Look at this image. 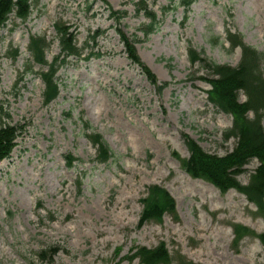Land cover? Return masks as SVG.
<instances>
[{
    "label": "rangeland",
    "instance_id": "1",
    "mask_svg": "<svg viewBox=\"0 0 264 264\" xmlns=\"http://www.w3.org/2000/svg\"><path fill=\"white\" fill-rule=\"evenodd\" d=\"M148 6L158 26L147 37L139 28L148 19L131 0H37L26 20L10 14L0 27V125L24 126L0 159V264H140L129 260L131 250L160 241L168 264H264L258 238L236 240L232 231L243 224L258 234L264 215L236 189L220 192L188 175L173 154L188 156L187 138L210 154L233 148V137L223 139L231 115L208 101L209 72L192 65L187 50L236 66L240 49L230 48L231 32L264 53V0H194L187 9L149 0ZM56 20L85 49L58 66L59 94L45 104L37 72L47 66L31 64L28 44L31 35H44V57L52 62L59 53ZM118 31L135 40L140 61L158 85L165 83L161 90L127 58ZM90 132L114 154L106 162L94 160L95 146L84 135ZM257 165L249 160L238 181L245 184ZM152 184L173 197L175 212L140 225V199ZM55 243L60 250L51 263L40 262L36 252Z\"/></svg>",
    "mask_w": 264,
    "mask_h": 264
},
{
    "label": "trees",
    "instance_id": "2",
    "mask_svg": "<svg viewBox=\"0 0 264 264\" xmlns=\"http://www.w3.org/2000/svg\"><path fill=\"white\" fill-rule=\"evenodd\" d=\"M136 13L142 12L148 19L139 30L143 36L147 37L158 26L155 12L149 8V0H131ZM152 2L155 0H151ZM172 7L181 6L187 9L194 0H168ZM37 0H0V27H2L10 14L25 20L32 5ZM57 34L59 53L52 62L45 60V51L49 46L45 36L31 35L29 37L28 52L31 55V62H36L41 66H47L46 71H39L38 75L43 82V102L48 104L59 93V86L55 78V71L58 66L66 61L69 56L81 58L83 46H78L74 33L69 26L61 20L53 23ZM101 32L97 31L90 37L92 40ZM119 38L124 46L127 58L137 65L158 90L164 87L165 83L158 85L154 75L140 61L136 53L134 41L118 31ZM227 39L230 48L240 46L241 57L236 66L227 64H217L210 62L198 51L188 48V58L192 65L198 64L209 72L210 77L205 78L210 88L207 90L208 100L219 109L232 116V123L223 133V139L229 137L235 139V144L231 151L225 155H216L205 152L196 141L187 138L185 144L188 150L187 157H179L176 153L174 157L178 160L181 168L193 178H203L212 183L220 191L225 192L229 188H235L244 193L248 200L252 202L259 214L264 215V128L262 118H264V72L261 63L264 61V53L259 52L254 47L244 44L239 35L228 32ZM94 41V40H93ZM16 51L13 52L15 56ZM92 51L88 55H92ZM86 56L85 58H88ZM28 65L26 70H31ZM243 92L245 99L239 100V93ZM253 116L249 117L248 113ZM89 128L84 123V129ZM23 125L2 123L0 125V159L8 157L15 146L16 138L22 133ZM92 145L95 146V161L106 162L114 154L110 147L98 133L84 134ZM256 158L258 165L250 174L246 184H241L236 176L243 171V166L251 159ZM74 157L65 155V163L73 165ZM142 210L139 217V224L148 220H160L165 213L175 212V201L168 191L156 184L147 186L146 194L140 199ZM264 218V216H263ZM232 230L236 240L248 234H254L264 247V231L255 234L247 226L233 224ZM60 250L58 244H49L36 252V257L40 262L51 263L52 256ZM129 260L138 259L140 264H168L171 261L165 243L160 241L156 246L148 248L146 246H135L128 256ZM179 261H181L179 259ZM181 264H195L192 261L183 260Z\"/></svg>",
    "mask_w": 264,
    "mask_h": 264
},
{
    "label": "bare ground",
    "instance_id": "3",
    "mask_svg": "<svg viewBox=\"0 0 264 264\" xmlns=\"http://www.w3.org/2000/svg\"><path fill=\"white\" fill-rule=\"evenodd\" d=\"M243 201L245 202L246 200L243 198Z\"/></svg>",
    "mask_w": 264,
    "mask_h": 264
}]
</instances>
